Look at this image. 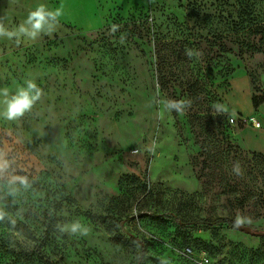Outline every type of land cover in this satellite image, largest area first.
<instances>
[{"label": "rangeland", "instance_id": "374dc122", "mask_svg": "<svg viewBox=\"0 0 264 264\" xmlns=\"http://www.w3.org/2000/svg\"><path fill=\"white\" fill-rule=\"evenodd\" d=\"M39 4L62 8L51 35L0 38V89L43 93L0 115V264H192L185 246L264 264V237L193 223L264 232V0H0V17ZM76 221L87 236L60 231Z\"/></svg>", "mask_w": 264, "mask_h": 264}, {"label": "clouds", "instance_id": "9594fccd", "mask_svg": "<svg viewBox=\"0 0 264 264\" xmlns=\"http://www.w3.org/2000/svg\"><path fill=\"white\" fill-rule=\"evenodd\" d=\"M63 15L62 8H56L55 10L49 9L45 4H39L34 10L28 12L27 18L19 24L18 27L9 29L6 27L4 21L6 17H0V38H7L8 40L15 39L16 44H20L21 38L26 37L31 40H36L42 34L51 35L59 24V18ZM117 25L112 26V31L117 30ZM191 57L193 53L188 52ZM42 89L37 84L28 80L26 86L19 87L15 94L9 93L8 89H0V97L4 99L0 101L5 105V110L0 112L6 120L14 121L22 118L25 113L30 112L34 105L42 97ZM163 109L165 111L175 110L177 113L183 114L185 109L190 106L189 101H175L167 100L163 101ZM2 157V153H0ZM6 162L0 159V168L4 166ZM235 170H239L236 166ZM237 224L243 223L239 218L236 221ZM60 231L68 232L69 234H79L81 236H87L89 229L79 221L73 222L70 225H65L60 228Z\"/></svg>", "mask_w": 264, "mask_h": 264}, {"label": "trees", "instance_id": "16d2710c", "mask_svg": "<svg viewBox=\"0 0 264 264\" xmlns=\"http://www.w3.org/2000/svg\"><path fill=\"white\" fill-rule=\"evenodd\" d=\"M261 34V41H264V32L259 31ZM151 219L156 221L159 220V216H151ZM194 224L197 225H201L203 229L205 230H210L211 228L214 227H219V226H225L227 229L229 230H236V228L238 226H240V224L236 223V220L234 219H228V218H215L213 220H209V219H203V220H198L196 222H193ZM182 227H185L186 224H181ZM185 248H189L190 250H192V248L185 246ZM193 253H195L192 250Z\"/></svg>", "mask_w": 264, "mask_h": 264}, {"label": "built area", "instance_id": "2783aa9c", "mask_svg": "<svg viewBox=\"0 0 264 264\" xmlns=\"http://www.w3.org/2000/svg\"><path fill=\"white\" fill-rule=\"evenodd\" d=\"M234 121V119H230L229 123L233 124ZM242 121L250 125L254 129L260 128V123L256 117L251 116L246 119H243ZM179 255L186 261H190L192 264H208V259L206 258L205 254H195L189 248L182 249Z\"/></svg>", "mask_w": 264, "mask_h": 264}, {"label": "water", "instance_id": "95a60500", "mask_svg": "<svg viewBox=\"0 0 264 264\" xmlns=\"http://www.w3.org/2000/svg\"><path fill=\"white\" fill-rule=\"evenodd\" d=\"M236 230L256 237H264V232H253L250 228L242 225L238 226Z\"/></svg>", "mask_w": 264, "mask_h": 264}]
</instances>
